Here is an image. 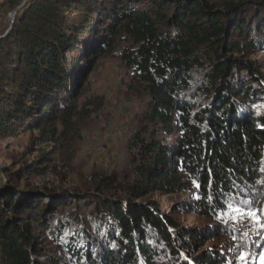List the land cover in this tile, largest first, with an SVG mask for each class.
<instances>
[{
    "label": "trees",
    "instance_id": "16d2710c",
    "mask_svg": "<svg viewBox=\"0 0 264 264\" xmlns=\"http://www.w3.org/2000/svg\"><path fill=\"white\" fill-rule=\"evenodd\" d=\"M121 32L137 45L124 63L151 95L131 178L42 199L0 169L2 264H228L196 251L226 233L216 217L231 196L264 201V72L249 58L264 51V0L28 1L0 38V135L34 122L54 131L88 74L74 53L92 68ZM188 189L178 208L216 225L181 227L151 198Z\"/></svg>",
    "mask_w": 264,
    "mask_h": 264
},
{
    "label": "rangeland",
    "instance_id": "374dc122",
    "mask_svg": "<svg viewBox=\"0 0 264 264\" xmlns=\"http://www.w3.org/2000/svg\"><path fill=\"white\" fill-rule=\"evenodd\" d=\"M24 1L0 0V38L9 31L13 13ZM136 48L132 38L121 32L113 47L94 59L92 68L81 64L79 50L74 53L78 68H86L88 74L68 102V108L58 115L54 131L48 132L34 122V126H20L0 135V169L8 185L17 187L26 197L40 193L46 195L42 199H54L64 194L86 193L102 176L116 174L120 182L131 178L134 139L151 105L147 84L136 79L134 70L123 60L126 52ZM249 58L256 60L264 72V51L250 54ZM163 135L160 130L157 132L158 137ZM242 192L246 194L244 199L241 194L231 196L217 214L215 221L226 233L206 239L197 255L216 249L226 256L228 264H245V258L246 264H264V201L256 203L254 194ZM116 195L122 196L123 192ZM194 197L189 189L176 195H151L181 227L206 229L216 225L198 212L179 209ZM241 200L253 201L252 209L260 215L237 220L240 213L233 205ZM52 249L50 243L43 252L50 255Z\"/></svg>",
    "mask_w": 264,
    "mask_h": 264
},
{
    "label": "snow or ice",
    "instance_id": "6c2138e0",
    "mask_svg": "<svg viewBox=\"0 0 264 264\" xmlns=\"http://www.w3.org/2000/svg\"><path fill=\"white\" fill-rule=\"evenodd\" d=\"M262 171H264V169H262ZM252 203L253 201L251 200H241L239 204L233 205V207L236 208L240 213V215L237 217V220L243 221L245 219H251L254 216L260 215V213L257 210L252 209ZM220 206L223 207L222 202H220ZM245 264H246V258H245Z\"/></svg>",
    "mask_w": 264,
    "mask_h": 264
},
{
    "label": "water",
    "instance_id": "95a60500",
    "mask_svg": "<svg viewBox=\"0 0 264 264\" xmlns=\"http://www.w3.org/2000/svg\"><path fill=\"white\" fill-rule=\"evenodd\" d=\"M27 1H29V0L24 1V2L18 7V9L21 8V7H23ZM18 9H16V10L14 11V13H13V20H12V22H14V20H15V16H16V14H17Z\"/></svg>",
    "mask_w": 264,
    "mask_h": 264
}]
</instances>
